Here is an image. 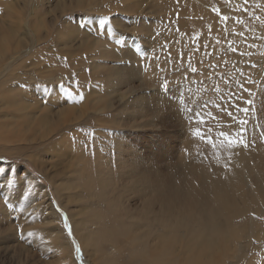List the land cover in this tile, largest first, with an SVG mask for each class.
I'll return each mask as SVG.
<instances>
[{
	"label": "rangeland",
	"instance_id": "374dc122",
	"mask_svg": "<svg viewBox=\"0 0 264 264\" xmlns=\"http://www.w3.org/2000/svg\"><path fill=\"white\" fill-rule=\"evenodd\" d=\"M111 1L109 4H115V0ZM136 1L125 0L124 4ZM141 2L144 4L140 14L128 15L116 10L88 12L85 8L91 3L87 0H0V38L9 46L5 52H0V161H8L4 166L14 167L15 175L20 177L14 185H7L0 178V264H96L97 259V264H125L108 243L110 247H100L99 252L97 246L91 247L96 253L95 263L87 257L81 236L73 229L79 216L73 215L76 217L73 218L72 213L78 210L79 204L75 200L70 202L67 206L72 209L68 213L70 208L65 206L66 202L62 203L67 192L61 191L60 195L53 185L71 177L73 171L69 163L71 157L56 155L57 147L61 149L66 144L62 148L65 152H73L76 144L81 147L78 150L84 156L77 163L81 166L84 162L90 172L82 173L73 181L71 193L81 196L85 205L82 183L86 181L90 185L91 197L97 203L90 204L87 210L97 222L99 220L95 227L96 231L101 230V235L96 239H101L111 215H117L115 211L120 207L112 148L118 137L126 152L132 149L142 155L145 153L146 158H151L148 152L155 153L151 159L155 158L160 164L164 162L161 165L155 162V168L176 170V159L184 150L181 122L201 124L196 113H203L206 123L207 120L218 122L224 135L227 123L235 119L236 109L255 112L253 128L260 130L264 123V116L260 118L264 113V0H214L212 13L204 18L182 1H177L174 9L162 11L158 2L153 15L149 12L155 4H150V0ZM178 5H184L185 10L180 12ZM213 14L221 23L217 29L213 27ZM104 18L108 23L101 33L98 21ZM32 23H36V27ZM81 23L85 27L82 28ZM120 23L125 24V31L118 26ZM9 34L14 37L13 42L18 41L21 50H11L15 43L11 45L6 41ZM98 39L104 45L99 44ZM84 42L94 46L85 47ZM125 47L131 50L137 63L122 57L121 50ZM108 53H113L114 57ZM163 60L169 64V71L162 74L160 87H153L139 77L140 73H134L137 68L141 70V65L149 69L150 62L154 68H162L159 65ZM192 68L196 72H192ZM203 68L205 72L200 76ZM185 69V74L177 79L175 73ZM246 77L250 79L246 81ZM253 84L261 89L251 93ZM68 90L73 93L71 99L78 103L68 102ZM8 93H19L21 97L11 105L2 104ZM234 96L243 98L242 102L237 103ZM251 96L256 100L254 106ZM19 105L23 109H18ZM133 107H144L142 114L145 115L131 120L129 111ZM69 108L73 111L68 113ZM118 110H122L119 117L125 119L120 121L122 125L96 123V115H104L105 119V116H117ZM25 115L28 119L23 117ZM231 115L232 120L227 122L226 118ZM43 116L51 126L36 124ZM57 123L60 130L52 128ZM203 125H197V129L202 138H207L212 134L211 126ZM57 133L62 134L63 142L53 141ZM96 152L101 153L98 162L94 160ZM99 166L106 168L104 179L96 178L95 168ZM58 174L62 176L56 178ZM102 190L110 197L106 194L105 197ZM110 200L116 202L112 207L106 205ZM253 216L258 219L260 213ZM92 228L89 226L90 230ZM149 253L143 249L141 257L147 259ZM225 262L229 264L232 260L227 258Z\"/></svg>",
	"mask_w": 264,
	"mask_h": 264
},
{
	"label": "bare ground",
	"instance_id": "6f19581e",
	"mask_svg": "<svg viewBox=\"0 0 264 264\" xmlns=\"http://www.w3.org/2000/svg\"><path fill=\"white\" fill-rule=\"evenodd\" d=\"M87 1L91 3L89 7L85 8L88 12L108 13L110 10H116L118 12L127 13L128 15L140 14V7L144 4L141 0H137L133 4L130 3L131 0H129V4H124L125 0H115V4H109L110 0H101V2H99L100 0ZM154 1H156V3L150 0V4H152V2L155 4L150 8L149 13L152 15V12H154L153 9L155 7L157 8V4H159L158 2L161 3L160 7L163 9L160 11H162L171 10V8L174 9L177 1H182L190 7V10H194L196 14L202 15L204 18L206 15H209V13H212L211 6L214 0ZM196 3L199 4L197 5ZM177 8L180 12L185 10L184 5H178ZM32 24L36 27V23ZM218 24H221L220 20L214 15L213 27L217 29ZM118 26L123 28L124 31L126 30L125 24L122 25V23H120ZM142 27L143 26H141V28ZM146 27L148 28L149 26ZM147 28H144L146 32ZM119 36H121V34H119ZM5 39L11 45L15 43L11 50H21L19 49L18 41L13 42L14 37L11 36V34ZM99 41L100 43L97 42L96 44L102 43V45H104L102 40ZM99 44L97 46L98 48L100 47ZM83 45L90 48L94 46L92 44H86V42H84ZM102 47L104 46H101V48ZM5 48L8 49L9 46H5L0 38V52H5ZM121 52L122 57L126 56L128 59L135 61L136 57H133L131 50H128L127 47L123 48ZM108 54L114 57L113 53ZM172 61L173 60L170 62ZM135 62L137 63V61ZM164 63L166 64L163 65ZM148 66H150V68L145 69L142 68L141 65V70L137 68L134 73H140L141 76L139 77H142L143 80L149 82L153 87H158L162 81V74L169 71L167 70L169 69V64L163 60L159 65L162 66V68H154L151 62ZM171 67L173 68L172 64ZM180 71L181 72L175 73L177 79H180L182 74H185L184 71L187 70ZM115 72H117V70H115ZM201 72L200 76L205 72V69L203 68ZM192 75L193 74H190V76ZM248 79L250 78L246 77L245 80L247 81ZM252 86L251 93L261 89V87L255 86V84ZM243 88L244 86L242 89ZM248 90L249 88L246 89L245 92L248 93ZM20 97L21 95L19 93L10 95L8 93L1 103L11 105L13 101ZM234 97L237 103L243 100V98L241 100L237 99L236 96ZM253 99L252 97L251 104L254 106L256 105V100ZM18 109H23V106L19 105ZM243 109H236L234 121L232 123H227L225 127L226 135L221 132L220 124L212 120H207V123L201 124L181 122V124H183V137L181 142L184 150L176 159V170L164 169L163 166L162 168L164 170L155 168V158L151 159L152 156H155V153L148 152L147 154L151 155V158H146L144 155L145 153H143V156L139 154L138 151H133L132 149L126 152V150H123L124 145L120 144L121 138L118 137V140L114 141L112 148L115 150L113 158L116 159V174L118 175V182L115 183H118L117 186L120 191L118 197L121 208L118 206L119 211L116 210L118 213L115 211L117 215H111L108 226L104 229L105 236L102 237L104 238L103 240L102 238L96 239L101 233V230L96 231L97 228L95 227L98 225L99 220L97 219V222L95 216L90 215L87 210L90 204L97 203V201H94L95 199L93 200L91 197L90 185L86 183V181L82 183L83 188L81 192L86 194L85 205L83 203L84 199L81 198V196L71 193L74 191L73 181L81 176L82 173L90 172L84 162L81 163V166L77 163L80 157L84 156L83 152L78 150L81 148L80 145L77 146L76 144V146L73 147L75 148V152L68 151L71 153L65 152L62 149L66 144H63L61 149L58 147L57 149L54 148L56 155H67L69 156L67 158L71 157V159L75 161L71 164V159L69 160L72 167L71 169L73 170L71 177L59 180L61 183L58 181L59 183L55 182L53 185L60 195L62 192H67L66 197L63 196V198H65L64 201H62V198L60 199L62 203L66 202V207L71 205L70 202L74 200L79 204L78 210L72 213L73 218L79 216V221H74L73 226L75 227H73V229L76 228L78 230L74 231L77 232H75L77 236H81L79 239H81L80 242L83 244L82 247H84L85 253L92 263L96 261L94 258L96 254L94 247L97 246L96 251L99 252L101 248L104 249L111 245V249H114L116 254L123 258L125 264H226L225 260L227 258L232 260L229 264H264V250H261V247L264 245V123L261 124L260 130L255 129V127L253 128L252 124L254 123L253 119L255 118V112L248 113L243 111ZM68 110L69 113L71 109L69 108ZM144 110V107L131 109L129 111L130 119L133 120L137 117L140 118L141 115H145V113L142 114ZM120 111L122 110L117 111V116H105V119L103 118L104 115H96L95 121L96 123L101 122L106 126H120L122 125L120 121L122 120L124 122L125 120L119 117V115L122 116V112ZM263 116L264 113L260 114V118ZM23 117L28 119L27 115ZM102 118L104 120H101ZM232 118L233 116L231 115L226 118V121L229 122ZM73 119L70 118V120ZM245 121H247V123H245ZM139 122H141V120ZM36 124L41 127H46L47 124L50 126L52 125L45 119V116H43V119L38 118ZM203 124L211 126L212 134L207 138H202L198 132L199 129H197V125ZM132 125H135L134 121ZM59 126L60 125L57 123L53 125L52 128L58 130ZM57 135L58 133L56 136ZM61 135L62 134L57 137L54 136L55 138L53 137V141L59 142L61 140ZM30 139L32 138H29V140ZM26 140H28V138H26ZM61 141L63 142V140ZM62 142L59 144L62 145ZM71 154H73V156H71ZM99 154L101 153H95L94 160L96 162L100 161V158H97L98 156L100 157ZM34 157L35 156H32L33 159ZM104 158L107 159V157ZM162 163L164 162L162 161ZM95 172L98 174L96 178L104 179L103 174L106 172V168L99 166L95 168ZM59 175L61 174L55 175V177L57 178ZM97 180L98 179L95 181ZM56 183L57 185H55ZM115 183L114 185H116ZM101 185L102 184H100V186ZM105 187H107L106 183H104V188ZM112 189H115V186L114 188L112 187ZM86 190L87 192H85ZM38 191H41V189ZM102 191L103 195L107 193L105 190ZM59 194H57V196ZM108 195L107 197H110ZM115 203L116 202L110 200L106 205L112 207ZM117 205L118 204L115 206ZM69 208L70 210H68V213L72 209L71 206L68 207V209ZM120 209H122V211ZM253 213H260V218L255 219ZM73 215L77 216L74 217ZM89 226L93 227V230H90ZM85 230L86 232H84ZM252 239H254V241H252ZM107 243L109 245H106ZM91 247L94 249L91 250ZM143 249L148 250V253L150 252L149 258L144 259L141 257V251Z\"/></svg>",
	"mask_w": 264,
	"mask_h": 264
},
{
	"label": "snow or ice",
	"instance_id": "6c2138e0",
	"mask_svg": "<svg viewBox=\"0 0 264 264\" xmlns=\"http://www.w3.org/2000/svg\"><path fill=\"white\" fill-rule=\"evenodd\" d=\"M227 19V18H225ZM108 23L107 18L104 19H100L98 21V25H99V29L101 30V33L103 32L105 25ZM80 26L83 28L85 27L84 23H81ZM192 72H196L195 68L191 69ZM23 87V86H22ZM60 87H63V85H61ZM163 87L166 89L167 88V81H165ZM73 96V93L68 90L66 93V98L68 99V102L70 103H78L79 101H75L73 99H71V97ZM81 100L83 99V95L81 94ZM45 102H46V98H45ZM243 111L247 112V109H243ZM196 119H198L199 122L201 123H206V121L204 120L203 117V113H196ZM9 162L8 161H0V178H3V181L7 184V185H14V184H18L20 177L16 176V169L14 167L9 168V167H5L4 165H7ZM67 218L65 217V220ZM65 228L68 229V234L71 235V229L69 228V226L67 225V223H65ZM29 236L32 235V233L28 234Z\"/></svg>",
	"mask_w": 264,
	"mask_h": 264
}]
</instances>
